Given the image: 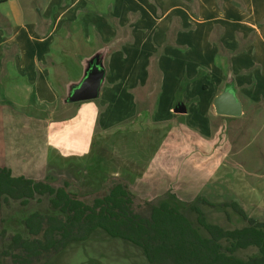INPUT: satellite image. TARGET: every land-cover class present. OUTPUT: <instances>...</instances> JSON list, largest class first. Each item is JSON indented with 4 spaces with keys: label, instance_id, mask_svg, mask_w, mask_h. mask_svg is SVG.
<instances>
[{
    "label": "crops",
    "instance_id": "0c3cea01",
    "mask_svg": "<svg viewBox=\"0 0 264 264\" xmlns=\"http://www.w3.org/2000/svg\"><path fill=\"white\" fill-rule=\"evenodd\" d=\"M37 16L0 33V168L82 194L119 177L140 200L193 203L225 231L246 223L225 229L242 219L219 204L264 223V175L236 159L250 146L240 123L264 111V0H46ZM94 58L97 97L69 103ZM224 92L239 116L217 115ZM184 216L197 228L194 209ZM85 242L93 264L115 262L117 242Z\"/></svg>",
    "mask_w": 264,
    "mask_h": 264
},
{
    "label": "trees",
    "instance_id": "16d2710c",
    "mask_svg": "<svg viewBox=\"0 0 264 264\" xmlns=\"http://www.w3.org/2000/svg\"><path fill=\"white\" fill-rule=\"evenodd\" d=\"M99 64L97 58L92 59L87 71ZM31 202L39 206L44 202V209L35 207L18 217L12 230L0 227V264H50L71 245L97 232L137 247L147 264H264V223L247 218L235 204L217 207L231 208L246 226L225 231L207 224L193 203L175 207L166 201L140 200L119 177L108 178L97 192L82 194L67 179L34 181L12 177L8 169L0 168V210ZM188 208L197 214V228L184 216ZM221 241L228 243L225 249ZM248 247L256 248L258 257L242 261L234 256Z\"/></svg>",
    "mask_w": 264,
    "mask_h": 264
},
{
    "label": "rangeland",
    "instance_id": "374dc122",
    "mask_svg": "<svg viewBox=\"0 0 264 264\" xmlns=\"http://www.w3.org/2000/svg\"><path fill=\"white\" fill-rule=\"evenodd\" d=\"M45 3L46 0H0V33L7 36L11 26L24 22L27 23L32 20L39 21L41 18L37 16L38 9ZM5 16L9 17V21L4 19ZM257 115L258 113H251L240 123V129L248 131L247 136L250 146L245 151L247 156L238 155L236 157L244 169L253 175L254 181H256L258 176L264 175V164H262L264 163V143H262L264 142V111H262L260 117ZM247 157L249 161L245 162L244 160ZM44 205V202L42 206H39V202H31V204L26 207L10 204L9 208L4 207L0 210V227L2 226L12 230L17 226L16 222L18 217L29 213V211L31 212L32 208L35 207L42 210L44 209L42 208ZM242 224H245V222L240 219L236 222L234 220H229L228 224L224 223L223 227L232 230L241 227ZM199 231L203 232L201 229ZM111 241L117 242L120 246L117 249L115 247L107 249L110 253L108 257L115 261H112L113 264H147L141 250L137 247L120 240ZM85 244L86 242L71 245L68 249L59 254L53 262H56V264H93L89 261V253ZM227 246L228 243H223L224 249ZM255 254V252L249 250L241 253L240 257L244 258Z\"/></svg>",
    "mask_w": 264,
    "mask_h": 264
},
{
    "label": "water",
    "instance_id": "95a60500",
    "mask_svg": "<svg viewBox=\"0 0 264 264\" xmlns=\"http://www.w3.org/2000/svg\"><path fill=\"white\" fill-rule=\"evenodd\" d=\"M103 76V71L96 65L91 66L80 86L68 98L69 103L90 101L97 97V89ZM217 115L237 117L241 113L239 103L229 92H224L215 100Z\"/></svg>",
    "mask_w": 264,
    "mask_h": 264
}]
</instances>
